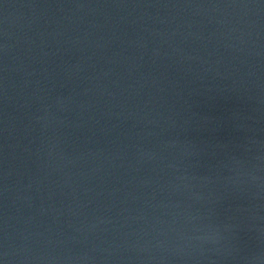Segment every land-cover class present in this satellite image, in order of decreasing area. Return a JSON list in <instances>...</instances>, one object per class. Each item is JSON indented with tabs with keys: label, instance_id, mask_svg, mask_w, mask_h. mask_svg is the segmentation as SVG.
I'll list each match as a JSON object with an SVG mask.
<instances>
[{
	"label": "water",
	"instance_id": "obj_1",
	"mask_svg": "<svg viewBox=\"0 0 264 264\" xmlns=\"http://www.w3.org/2000/svg\"><path fill=\"white\" fill-rule=\"evenodd\" d=\"M0 264H264V0H0Z\"/></svg>",
	"mask_w": 264,
	"mask_h": 264
}]
</instances>
